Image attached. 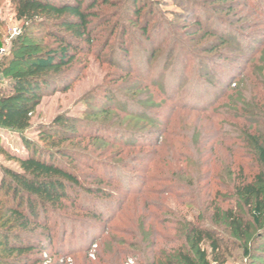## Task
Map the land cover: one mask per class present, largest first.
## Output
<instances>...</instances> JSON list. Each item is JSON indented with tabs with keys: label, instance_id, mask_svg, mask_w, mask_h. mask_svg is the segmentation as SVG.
<instances>
[{
	"label": "rangeland",
	"instance_id": "rangeland-1",
	"mask_svg": "<svg viewBox=\"0 0 264 264\" xmlns=\"http://www.w3.org/2000/svg\"><path fill=\"white\" fill-rule=\"evenodd\" d=\"M135 1L101 0L90 43L72 40L81 49L41 94L32 126L0 128V183L5 168L20 170L13 156L28 155L24 136L69 149L81 182L105 189L49 214L52 240L37 230L43 252L28 264H148L178 248L202 264L193 227L211 228L221 244L216 254L201 243L211 264H264V222L256 226L235 194L258 171L247 133L264 118V0H137L138 17ZM51 31L54 22L27 24L15 2L0 0V94L24 69L12 61L25 46L58 47ZM60 115L80 133L52 147L40 130ZM255 115L262 121L252 124Z\"/></svg>",
	"mask_w": 264,
	"mask_h": 264
},
{
	"label": "trees",
	"instance_id": "trees-1",
	"mask_svg": "<svg viewBox=\"0 0 264 264\" xmlns=\"http://www.w3.org/2000/svg\"><path fill=\"white\" fill-rule=\"evenodd\" d=\"M12 1L15 2L19 20L33 25L54 22V26L59 29V32L51 31V35L58 42L56 49L33 53L35 50L25 46L22 56L13 59L12 64L17 62L27 66L12 74L9 90L0 94V128L24 132L32 126L31 115L41 101V94L57 82L53 79L54 75L61 74L70 66L75 54L80 51L79 44L72 40L90 43L89 27L96 16L93 9L101 0ZM137 6L136 0L133 11L138 17L143 10ZM142 34L148 35V29L144 28ZM71 49L75 53L71 54ZM125 54L128 55L127 52ZM1 66L3 65L0 64ZM255 116L252 124L262 121L261 117ZM74 121L76 122L66 115H60L48 128L49 132L40 128V137L52 147L74 139L80 133V128ZM260 125V130L247 133V143L255 153L258 171L252 181H244L235 186V194L249 208L250 217L256 226H261L264 222V118ZM22 138L29 151L28 155L13 156L20 170L5 168L0 183V264H28L34 252H43V240H34L42 236L32 235L41 230L47 234L45 239L52 240L51 227L47 221L49 214L63 211L68 201H78L81 192L87 195L105 194V189L93 188L81 182L75 172V159L69 149L58 148V152L54 153L24 136ZM96 138L113 144L106 138ZM1 153H5V150L0 148ZM58 157L67 161H58ZM91 211L95 218L102 217L100 213ZM228 215L239 234L243 226L241 217H236L233 211L228 212ZM188 235L193 236L194 247H198L199 261L202 264H211L207 251L200 246L207 239L213 253L220 251L221 244L215 239L213 230L208 227H193ZM174 252L155 253L152 261L147 256V263L198 264L190 254L182 253V248ZM246 253H249L248 250ZM4 254L6 256H2Z\"/></svg>",
	"mask_w": 264,
	"mask_h": 264
}]
</instances>
